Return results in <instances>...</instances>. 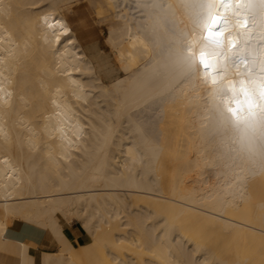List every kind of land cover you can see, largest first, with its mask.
Here are the masks:
<instances>
[{
  "label": "bare ground",
  "instance_id": "bare-ground-1",
  "mask_svg": "<svg viewBox=\"0 0 264 264\" xmlns=\"http://www.w3.org/2000/svg\"><path fill=\"white\" fill-rule=\"evenodd\" d=\"M81 1L0 0V256L34 264L18 220L57 239L37 264H264V0H233L225 50L205 25L228 0H108L115 60Z\"/></svg>",
  "mask_w": 264,
  "mask_h": 264
},
{
  "label": "rangeland",
  "instance_id": "rangeland-1",
  "mask_svg": "<svg viewBox=\"0 0 264 264\" xmlns=\"http://www.w3.org/2000/svg\"><path fill=\"white\" fill-rule=\"evenodd\" d=\"M82 4L84 7L82 6ZM88 4H89V6H88ZM76 10L77 11L79 10V11L77 12ZM67 14L69 15L68 17H69L70 21H73L72 22L73 26L77 30L78 36L82 39L81 41L86 46V48L87 47L89 48V46L91 48L94 47V50L87 48L88 50H91L90 52L94 53V51H97L96 52L97 54H102V52H103L104 56H105V54L108 53L107 55L109 56V58H111V60H115L114 59L115 58L114 53L110 50V48L107 45V42L105 41L106 36L108 34L107 28L110 27L111 21L113 20V17H114V7L110 3V1H108V0H82L80 3L74 5L73 10L68 12ZM72 14H73V18H72ZM80 15H81V17H80ZM83 16H84V18H83ZM78 17H80L81 20ZM77 21H79V22H77ZM80 21H81V23H80ZM82 25H84L85 28H83ZM78 27H80L81 29H79ZM82 33H84L85 35ZM81 35L84 37H82ZM85 36H87V39L85 38ZM90 36L93 38L94 37H96V38L90 39ZM92 40H93V42H92ZM89 41L92 44H94V46H91L92 44ZM95 42L97 43L96 47H95ZM97 45H99L100 49H97L98 48ZM95 49H97V50H95ZM122 74H123V72L120 73V75H122ZM60 220L62 223L65 222V220L63 218H61ZM74 221H77V220H74ZM38 263H39V261H38Z\"/></svg>",
  "mask_w": 264,
  "mask_h": 264
},
{
  "label": "crops",
  "instance_id": "crops-1",
  "mask_svg": "<svg viewBox=\"0 0 264 264\" xmlns=\"http://www.w3.org/2000/svg\"><path fill=\"white\" fill-rule=\"evenodd\" d=\"M61 232L66 235L75 247L89 242L87 233L77 221L71 223L64 222ZM7 235L13 239L22 240L30 244V253L34 256V264L38 263L42 252L55 251L58 248L57 239L54 237V234L48 229L35 224L15 220L9 225ZM5 260L6 258L1 255L0 264H12Z\"/></svg>",
  "mask_w": 264,
  "mask_h": 264
},
{
  "label": "snow or ice",
  "instance_id": "snow-or-ice-1",
  "mask_svg": "<svg viewBox=\"0 0 264 264\" xmlns=\"http://www.w3.org/2000/svg\"><path fill=\"white\" fill-rule=\"evenodd\" d=\"M220 3H224L225 0H219ZM224 25V20L220 16H212L209 15L207 23L205 25V35L210 42L215 44H222L224 38V32L222 31ZM50 29L56 30L59 27V30L63 33L64 42L69 43L72 38V29L68 26V24L59 17H53L51 23L47 25ZM61 39L60 36H57V42ZM75 48V45H71ZM199 63L202 68L206 70H212L214 68L213 63L211 62L209 56L206 53H201L199 56ZM243 92L244 90L241 89ZM246 95V93H245ZM240 105L237 104L235 111H239Z\"/></svg>",
  "mask_w": 264,
  "mask_h": 264
},
{
  "label": "clouds",
  "instance_id": "clouds-1",
  "mask_svg": "<svg viewBox=\"0 0 264 264\" xmlns=\"http://www.w3.org/2000/svg\"><path fill=\"white\" fill-rule=\"evenodd\" d=\"M227 3H228V2H226V6H227ZM220 6H221V5H220ZM218 8H219V7H218ZM234 13H235V12H234ZM235 16H237V14H236V13H235Z\"/></svg>",
  "mask_w": 264,
  "mask_h": 264
}]
</instances>
